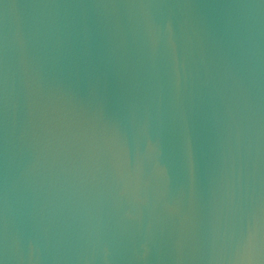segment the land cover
<instances>
[{"label":"water","instance_id":"1","mask_svg":"<svg viewBox=\"0 0 264 264\" xmlns=\"http://www.w3.org/2000/svg\"><path fill=\"white\" fill-rule=\"evenodd\" d=\"M0 264H264V0H0Z\"/></svg>","mask_w":264,"mask_h":264}]
</instances>
